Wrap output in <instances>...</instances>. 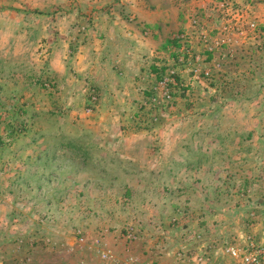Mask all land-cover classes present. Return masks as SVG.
<instances>
[{
    "label": "rangeland",
    "instance_id": "obj_1",
    "mask_svg": "<svg viewBox=\"0 0 264 264\" xmlns=\"http://www.w3.org/2000/svg\"><path fill=\"white\" fill-rule=\"evenodd\" d=\"M64 1L0 0V264H121L139 242L194 264L264 240V0ZM104 3L140 41L132 105L75 68ZM235 92L258 115L224 104Z\"/></svg>",
    "mask_w": 264,
    "mask_h": 264
},
{
    "label": "crops",
    "instance_id": "obj_2",
    "mask_svg": "<svg viewBox=\"0 0 264 264\" xmlns=\"http://www.w3.org/2000/svg\"><path fill=\"white\" fill-rule=\"evenodd\" d=\"M64 1V0H63ZM68 0H66L67 2ZM65 2V1H64ZM69 2V6H70ZM93 5V4H92ZM107 3H104L102 6H97L98 10H96V13L91 17H89V24L91 25L92 32L94 33V38L92 40H100V43L98 46H94L96 42L89 41L86 43L84 48H81L78 51V54L75 57V68H78V71L85 70L87 73H90L87 76L88 81H94L95 76H97V80L101 81V85L105 89L104 92L106 95H103L104 97V103L106 105H132V101H136V98H132L131 92L135 90L134 84H137L139 81H141V78L145 80L146 74L143 76H137L138 70L141 68L138 65L133 66L131 64V61L127 57L134 56V45L140 44V41L135 37V27L130 26V29H128L129 32L126 33L125 26L126 25H132L131 22H126L124 19H121V16L118 18V14L116 11L112 12L114 7L107 6ZM62 7H65V5L61 4L57 7V9H61ZM95 7L90 6V11L94 9ZM102 8H104L106 13L104 14V18L99 13L102 11ZM132 9V8H131ZM134 9V8H133ZM137 13H135V17ZM99 15V17H98ZM106 15V16H105ZM102 17V18H101ZM116 17L117 20H115ZM140 18V17H139ZM133 20V19H132ZM135 22V20H134ZM148 23H146V26L151 27L152 24L148 20ZM123 25V26H122ZM154 26V25H153ZM157 26V24H155ZM107 36V37H106ZM107 38L106 41L104 38ZM101 38V39H100ZM170 42V39L165 42L164 46L168 47V43ZM132 46V48L130 47ZM122 47H127V51H122ZM137 48V47H136ZM84 52V53H83ZM61 63V62H60ZM67 65L58 64L56 68H63L62 71L64 72L67 68ZM143 70H146V68H141ZM155 69V68H154ZM153 68H150V70H154ZM57 72V71H56ZM115 72L118 74V76L115 77ZM91 74H94L92 76ZM117 78V81H119L118 84H112L113 80ZM116 85V86H115ZM249 85V84H248ZM260 89V88H259ZM264 89L261 88V91L256 89V93H261ZM108 92L117 93L118 95H121L122 98L120 100H117L114 98L113 95H108ZM239 92V91H238ZM238 92L233 93L228 98L225 97L228 102H224V104L229 103V105L232 107V110L236 111L237 109H242V118H245L248 120V118H252L253 115H258V112H253V106L252 102L253 100L258 97L255 93L254 96L247 95V96H238ZM264 93V91H263ZM131 99V100H130ZM129 100V101H128ZM223 100V99H222ZM259 106H260V114L258 115L259 120L263 121L264 123V94L259 96L258 99H256ZM132 102V103H131ZM240 106V108H237ZM119 110V108L117 109ZM262 112V113H261ZM262 125V124H261ZM264 126V125H263ZM261 128L259 127V130H256L257 133H261ZM246 131V130H245ZM252 131L250 128H248L247 133L243 132L242 135L244 137L251 136ZM264 131V128L262 132ZM231 135V134H230ZM246 150H250V147H246ZM115 234H110L107 238L109 239L108 242H103L106 244L105 249L110 251L115 258L121 257L118 255V252H122L121 245H116V241L114 240ZM250 235V234H249ZM247 234L244 235V238H238L239 241L237 243H246ZM242 245V244H241ZM98 249V248H97ZM104 250V247L103 249ZM98 251H96L97 253ZM151 250L149 248L148 244L142 245L141 242L138 244H135V250H133V262L134 264H151V257L150 256ZM115 254L118 256H115ZM224 257V256H223ZM166 261H169V258L165 259ZM100 261V262H99ZM101 264L102 260L101 258H97L96 261H92V264ZM168 262H166L167 264ZM108 264H114V262H108ZM163 264V263H162Z\"/></svg>",
    "mask_w": 264,
    "mask_h": 264
},
{
    "label": "built area",
    "instance_id": "obj_3",
    "mask_svg": "<svg viewBox=\"0 0 264 264\" xmlns=\"http://www.w3.org/2000/svg\"><path fill=\"white\" fill-rule=\"evenodd\" d=\"M255 27V23L251 24ZM218 244H211L210 249L215 250L216 253H195L192 258L195 260L194 264H264V240H256L250 237L245 245L239 243L223 244V246L218 247ZM218 249L220 252L227 257V259H219ZM180 256L186 254L179 253ZM218 254V256H217ZM182 257V258H183ZM103 258L111 259V255L108 253L103 254ZM121 264H134L133 256L126 257L122 259ZM179 264H191L185 259L180 260Z\"/></svg>",
    "mask_w": 264,
    "mask_h": 264
},
{
    "label": "trees",
    "instance_id": "obj_4",
    "mask_svg": "<svg viewBox=\"0 0 264 264\" xmlns=\"http://www.w3.org/2000/svg\"><path fill=\"white\" fill-rule=\"evenodd\" d=\"M6 143V141L4 140V138L2 137V134L0 133V146L4 145ZM73 143L71 141L68 142L67 145H72Z\"/></svg>",
    "mask_w": 264,
    "mask_h": 264
}]
</instances>
